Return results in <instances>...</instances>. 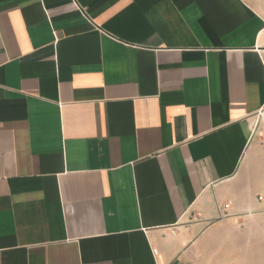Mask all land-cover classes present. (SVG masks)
<instances>
[{
    "label": "crops",
    "instance_id": "obj_1",
    "mask_svg": "<svg viewBox=\"0 0 264 264\" xmlns=\"http://www.w3.org/2000/svg\"><path fill=\"white\" fill-rule=\"evenodd\" d=\"M262 111L264 0H0V264H220Z\"/></svg>",
    "mask_w": 264,
    "mask_h": 264
},
{
    "label": "rangeland",
    "instance_id": "obj_2",
    "mask_svg": "<svg viewBox=\"0 0 264 264\" xmlns=\"http://www.w3.org/2000/svg\"><path fill=\"white\" fill-rule=\"evenodd\" d=\"M251 125L252 150L246 169L264 170V111L253 117ZM240 226L239 233L226 230L229 239L220 246V264H264V221L256 224L255 236L244 234L245 227Z\"/></svg>",
    "mask_w": 264,
    "mask_h": 264
}]
</instances>
